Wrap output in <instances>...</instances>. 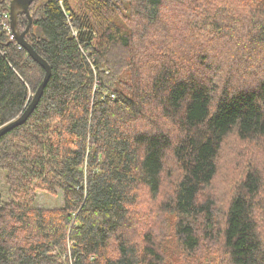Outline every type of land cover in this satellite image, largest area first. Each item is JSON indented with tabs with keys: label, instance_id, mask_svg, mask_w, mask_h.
<instances>
[{
	"label": "trees",
	"instance_id": "1",
	"mask_svg": "<svg viewBox=\"0 0 264 264\" xmlns=\"http://www.w3.org/2000/svg\"><path fill=\"white\" fill-rule=\"evenodd\" d=\"M30 12L26 40L51 73L0 137V264H203L207 245L220 264H264V0H34ZM3 23L0 128L47 73ZM254 141L250 159L240 147ZM58 190L63 206H34ZM150 202L174 218L176 246L130 235Z\"/></svg>",
	"mask_w": 264,
	"mask_h": 264
},
{
	"label": "rangeland",
	"instance_id": "2",
	"mask_svg": "<svg viewBox=\"0 0 264 264\" xmlns=\"http://www.w3.org/2000/svg\"><path fill=\"white\" fill-rule=\"evenodd\" d=\"M259 70H260L259 68H257L256 70L254 69V71L256 72H259ZM261 73L262 72L259 73V76L261 75ZM231 142H233L232 147L237 148L241 146V144L237 143L233 139L231 140ZM258 144L259 143L254 141L248 147H246L245 144H243V146L240 148H247V150L249 151L248 157H250V159H253L259 151ZM240 148L238 149L237 154H240L239 152ZM226 151L229 153V150ZM239 157H240L239 155L234 154L229 159H235V158L237 159ZM229 159L221 161L222 163H220L221 167L219 171L220 175L218 176L213 186L211 187L210 196H212L216 200L217 206H221L222 202H225L223 197L227 195L226 187H228L229 184L227 181V177L230 174H232L231 163ZM167 186L169 185L166 184V187ZM0 188L2 193V201L4 202L8 201L11 198V196L9 194L8 184L6 182V172L4 170H0ZM144 200L145 198L142 199V201ZM63 204H64V197L62 190H58L56 195H51L46 192L39 191L34 206L39 208H46V209H56L63 206ZM148 206L150 207L143 215V211H145V209H147ZM133 211L135 212L136 216L133 215V222L131 221V224L133 225L129 231L131 236L135 235L138 230L139 232L151 230L150 232L153 231L154 233L157 234L156 236L157 241H160L164 246L172 247L177 245V238L172 229L174 224V218L170 213H167L166 211L163 212L155 202L153 203L150 202L148 204H143V205L140 204L138 207H135ZM263 225L260 230L264 238ZM139 235H137L138 239H139ZM22 239L27 240V235H24ZM214 250L215 249L210 248V246L207 245L205 249H200V251L197 254V257H201L202 261L205 264L213 260L216 263L220 264L218 258L215 257V254L214 255L211 254V252H213ZM183 255L184 253H181L180 259H178L176 262L175 259L177 258L174 256V263L177 264L180 263L181 261L182 264H184L186 261L184 257L185 255L184 256Z\"/></svg>",
	"mask_w": 264,
	"mask_h": 264
},
{
	"label": "water",
	"instance_id": "3",
	"mask_svg": "<svg viewBox=\"0 0 264 264\" xmlns=\"http://www.w3.org/2000/svg\"><path fill=\"white\" fill-rule=\"evenodd\" d=\"M33 1L34 0H12L11 1V5H10L11 30L17 42L21 46L25 47L29 51L30 55L36 61H38L43 67H45L47 73H46L45 79L38 87L36 93H34L32 97L33 98L32 102L28 105L27 109L18 118L10 121L9 123L5 124L4 126L0 128V137L4 135L5 133H7L8 131H10L11 129H13L15 126L23 124L29 118L30 114L33 112L34 108L38 104L43 94L44 87L51 73V67L49 63L34 50V48L31 46V44L28 43L25 37L26 33L29 31L33 23V18L30 12V6L33 3ZM20 11H23L24 13H26L29 18V24L24 31H20L18 27V23H17L18 13Z\"/></svg>",
	"mask_w": 264,
	"mask_h": 264
},
{
	"label": "built area",
	"instance_id": "4",
	"mask_svg": "<svg viewBox=\"0 0 264 264\" xmlns=\"http://www.w3.org/2000/svg\"><path fill=\"white\" fill-rule=\"evenodd\" d=\"M9 16H10V13L8 14V13H6V12H4V11H0V18H2V17L7 18V17H9ZM2 26H3V28H4L5 30L12 31V30H11V25H10V23H9V24H8V23H3Z\"/></svg>",
	"mask_w": 264,
	"mask_h": 264
},
{
	"label": "clouds",
	"instance_id": "5",
	"mask_svg": "<svg viewBox=\"0 0 264 264\" xmlns=\"http://www.w3.org/2000/svg\"><path fill=\"white\" fill-rule=\"evenodd\" d=\"M10 13V12H9ZM10 25H11V23H10ZM14 36V35H13Z\"/></svg>",
	"mask_w": 264,
	"mask_h": 264
}]
</instances>
